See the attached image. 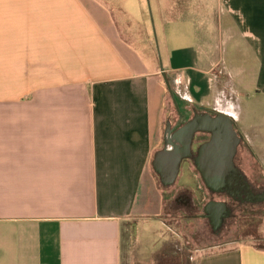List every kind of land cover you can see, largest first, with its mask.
Returning <instances> with one entry per match:
<instances>
[{"label":"crops","instance_id":"1","mask_svg":"<svg viewBox=\"0 0 264 264\" xmlns=\"http://www.w3.org/2000/svg\"><path fill=\"white\" fill-rule=\"evenodd\" d=\"M151 4L178 104L230 116L264 168V132L248 124L264 122L252 104L264 97V0ZM137 8L0 0V264H123V233L148 211L171 232L154 204L153 161L172 97L159 58L138 49L152 38ZM219 48L239 62L253 49L258 67ZM134 238L129 264H147ZM190 255L184 264H264L250 243Z\"/></svg>","mask_w":264,"mask_h":264},{"label":"rangeland","instance_id":"2","mask_svg":"<svg viewBox=\"0 0 264 264\" xmlns=\"http://www.w3.org/2000/svg\"><path fill=\"white\" fill-rule=\"evenodd\" d=\"M141 1L144 11L141 14L137 8L136 12L133 13V17L138 23L143 19L146 21V29L149 30L152 43L150 42V46H141L138 49L150 52L155 59L159 58V61L161 59L162 62V52L158 42L157 24L152 13L151 0ZM231 50L232 48H219V52L225 55V59L233 60L236 65H241V67L254 65L258 67V64L255 63L256 58L254 57L255 51L253 49L247 48V52L244 53L241 62L236 60ZM257 98L252 100V104L263 106L260 109V113L264 117V97L260 96ZM191 110L183 104H178L176 99L174 103L173 99L168 96L166 113L161 127L162 142L160 149L164 147L167 125L169 124L173 128L178 123L181 113L185 117L183 121L188 120L192 117ZM254 120L255 115L253 116ZM248 124L260 125V132H264V122H248ZM251 150L252 152H250ZM239 151V165L248 172L247 176L250 179L256 181L258 185L264 186L263 165L259 164L258 160L251 154L255 153V147L251 149L250 147L245 148V146H242ZM188 166L193 179H185L180 174L175 185L166 189L163 188L159 176L153 171V184L156 192V199H153L154 204L158 208L161 219L166 222L171 232L150 211L146 213V218L140 222L130 221L123 233V246L126 254L123 264L131 262H129L130 259L127 253L129 250L133 251L134 249L135 236L138 237V247L140 245L143 247V243L145 245L143 250H145V256L148 257L147 264H184L190 262V253L193 250H195L196 254L197 251L228 249L242 243L264 247V203L257 205L246 204L235 208L233 216H229L219 223L217 231H213L206 219L195 218L193 212L182 206L183 202L186 201V197L191 196L201 207V211H198V213L204 214L202 208L207 202L225 200L222 194L210 193L204 186L199 174L195 172L194 165L190 164ZM195 174L198 177L196 188ZM180 198L181 206H178L176 202ZM229 204L234 205L232 201ZM140 241L142 242L141 244Z\"/></svg>","mask_w":264,"mask_h":264},{"label":"water","instance_id":"3","mask_svg":"<svg viewBox=\"0 0 264 264\" xmlns=\"http://www.w3.org/2000/svg\"><path fill=\"white\" fill-rule=\"evenodd\" d=\"M160 71L175 103L161 59ZM234 126V120L230 116L220 113L214 116L211 113L196 114L174 134H171V127L168 124L164 148L156 153L153 161V168L159 176L162 186L170 188L175 185L183 161L192 158L195 134L203 133L211 135V140L200 148V156L196 162L204 185L213 194L233 195L235 191L232 188V183L239 174L234 160L240 143ZM260 199L264 201V196ZM212 205L224 209L223 203L213 202L209 206Z\"/></svg>","mask_w":264,"mask_h":264},{"label":"flooded vegetation","instance_id":"4","mask_svg":"<svg viewBox=\"0 0 264 264\" xmlns=\"http://www.w3.org/2000/svg\"><path fill=\"white\" fill-rule=\"evenodd\" d=\"M199 113H211V112L194 111V112H192V117H190L186 121H183L185 117L181 113L179 115L180 119H179L178 123L173 128H171V134H174L181 127H183L189 120H191L194 117V115L199 114ZM211 114L213 116L215 115L214 113H211ZM234 127H235V131L237 132V134L240 138V143L238 145L237 154H236L235 160H234L235 166L239 170V174L237 175V177L235 178V180L232 183V188L235 191L234 194L233 195L222 194L224 196L225 200L220 201L219 203L224 204V209L223 208L221 209V208L214 206V205L209 206L211 203L217 202L215 200H211V201L207 202L202 208L204 214L198 213V211H201V207L196 203L195 199H193V197H191V196L186 197V201H184L183 205H182L185 208H187L189 211L193 212L195 218L206 219L209 222L210 226L213 228V231L218 230L219 223L223 222L225 220V218H227L229 216H233L232 214H233V211L235 208H237L241 205H246V204H256L257 205V204H263L264 203V201H261V199H260V197L264 196V186L258 185V183L256 181H253L248 176H246L243 173V171L241 170V167L238 163V154L240 152L239 149L242 148V146H245V148H248V145H247L246 141L244 140V137L242 136V134L239 132L238 127L236 125ZM210 140H211L210 134H203V133L195 134V138H194V141L192 144V158L186 159L183 161V163L181 165V172H183V171L190 172V170H189L190 168L188 165L193 164L195 167V172L197 174H199V176L201 178V175H200V173L197 169V166H196V162L200 156L199 155L200 148L204 144L208 143ZM241 177H243V178H241ZM195 178H196L195 179V188H196L198 185V182H197L198 177L196 174H195ZM201 180H202V178H201ZM203 184H204V182H203ZM231 201L234 204L233 206L229 204ZM176 205L181 206V198L177 200Z\"/></svg>","mask_w":264,"mask_h":264},{"label":"trees","instance_id":"5","mask_svg":"<svg viewBox=\"0 0 264 264\" xmlns=\"http://www.w3.org/2000/svg\"><path fill=\"white\" fill-rule=\"evenodd\" d=\"M259 248L264 249V247H261V246Z\"/></svg>","mask_w":264,"mask_h":264}]
</instances>
